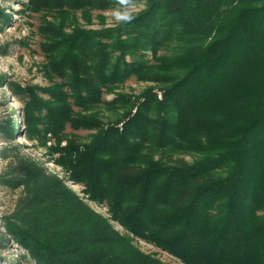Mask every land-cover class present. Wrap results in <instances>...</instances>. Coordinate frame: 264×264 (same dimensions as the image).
<instances>
[{"label":"trees","instance_id":"trees-1","mask_svg":"<svg viewBox=\"0 0 264 264\" xmlns=\"http://www.w3.org/2000/svg\"><path fill=\"white\" fill-rule=\"evenodd\" d=\"M145 1L134 21L115 28L65 34L42 24L47 72L60 81L42 89L47 101L27 90L26 124L37 130L39 122L41 139H58L70 178L131 235L185 264H264V0ZM114 6L31 0L30 9L62 15ZM131 76L161 83L163 98L149 89L138 104L126 96L110 102L131 106L122 128L81 115ZM68 127L98 132L84 144ZM0 131L11 136L13 122H0ZM16 168L12 182L25 183L29 195L6 227L35 264H165L88 207L77 215L71 192L53 189L60 180L36 164Z\"/></svg>","mask_w":264,"mask_h":264},{"label":"rangeland","instance_id":"rangeland-1","mask_svg":"<svg viewBox=\"0 0 264 264\" xmlns=\"http://www.w3.org/2000/svg\"><path fill=\"white\" fill-rule=\"evenodd\" d=\"M138 2L143 4L139 14L146 8L147 3L145 0ZM30 5L31 0H0V122L6 124L8 119L13 122L11 136L0 131V264H35L30 251L16 241L6 227L9 217L22 208L29 195L25 183L12 182L18 179L16 167L20 160L36 164L39 169H42L45 177L60 180V183L53 182V189L57 190L60 186L62 194L71 192L69 199L77 215H82L88 207L92 214L109 219L120 233L130 234L119 222L111 219L108 205L90 199L84 193L85 187L70 178V172L58 162L61 156L60 151L55 150L58 139L51 133H47L46 138L41 139L37 130L43 125L39 122L36 124L37 130L26 124V119L32 114L33 109L21 100L27 95L28 89H34L44 101H47L50 96L42 89H49L60 81L53 73L47 72L49 71L47 70L48 58L41 47V43L46 41V37L41 33V27L46 22L62 28L65 34L72 33L78 26L86 30L115 28L119 24H116L113 19L112 12L117 6L107 10H68L59 15V11H32ZM143 53L150 64L155 63L150 50ZM126 59L131 60L128 56ZM160 84L152 79H138L136 76H131L110 91H103L102 99L106 103H98L95 107L84 109L80 113L100 120L103 128L109 125L116 126L126 121V119H120L125 116L131 106L124 108L118 103L110 102L120 96H126L130 101L138 104L139 100H143L141 96L149 89L157 94L158 99H162L164 89ZM136 108L137 106L132 113L136 111ZM96 132L98 128L81 130L67 128L69 137L77 134L84 144L90 143L92 135ZM67 142V138H62L60 145L66 146ZM180 157L192 160L190 155ZM2 179H7L8 182H3ZM31 186L34 187V182H31ZM129 236L133 239L131 242L142 253L152 255L165 264H185L178 257L153 243L131 234Z\"/></svg>","mask_w":264,"mask_h":264},{"label":"clouds","instance_id":"clouds-1","mask_svg":"<svg viewBox=\"0 0 264 264\" xmlns=\"http://www.w3.org/2000/svg\"><path fill=\"white\" fill-rule=\"evenodd\" d=\"M117 7L113 9L112 16L116 24H127L135 20L143 4L138 0H116Z\"/></svg>","mask_w":264,"mask_h":264},{"label":"built area","instance_id":"built-area-1","mask_svg":"<svg viewBox=\"0 0 264 264\" xmlns=\"http://www.w3.org/2000/svg\"><path fill=\"white\" fill-rule=\"evenodd\" d=\"M123 123H124V121L120 122V123L118 124V126H119L120 128H122Z\"/></svg>","mask_w":264,"mask_h":264}]
</instances>
